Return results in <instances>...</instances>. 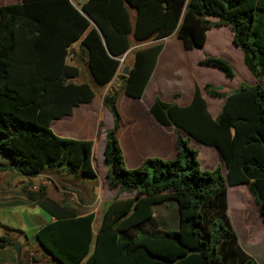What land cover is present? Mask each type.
Instances as JSON below:
<instances>
[{
	"label": "trees",
	"instance_id": "trees-1",
	"mask_svg": "<svg viewBox=\"0 0 264 264\" xmlns=\"http://www.w3.org/2000/svg\"><path fill=\"white\" fill-rule=\"evenodd\" d=\"M220 25L230 28L255 84L227 94L213 119L196 85L183 107L155 97L148 110L158 123L176 128L175 156L147 157L126 168L116 138L119 92L141 96L154 66V50L164 37L174 32L185 48L200 47L205 30ZM132 44L139 46L127 64ZM80 63L91 83L80 78ZM198 64L234 76L219 57L205 55ZM263 74L264 0L0 4V158L6 160L0 161V170L31 177L59 167L74 179L94 180L92 140L58 136L49 122L70 115L74 106L91 101L94 87L108 84L101 98L112 120L104 132V180L110 188L131 193L104 203L93 234L92 212L77 215L49 198L44 186L29 191L32 202L53 218L35 231L36 245L59 264H256L237 243L226 214V188L246 185L264 221ZM202 87L211 96H222L208 83ZM178 130L216 148L225 172L220 166L201 169L196 149ZM168 199L176 204L173 230L160 228L152 216L151 205ZM14 241L0 235V247ZM25 260L18 257L17 263L29 264Z\"/></svg>",
	"mask_w": 264,
	"mask_h": 264
},
{
	"label": "crops",
	"instance_id": "crops-1",
	"mask_svg": "<svg viewBox=\"0 0 264 264\" xmlns=\"http://www.w3.org/2000/svg\"><path fill=\"white\" fill-rule=\"evenodd\" d=\"M18 1L20 0H4L0 4L15 3ZM219 28L221 30H219ZM215 42L218 44L220 43L223 46V49L217 50L211 47L213 52H217L216 54H213L224 58L230 65L233 60H235L239 65L241 64V71L248 78L250 83L246 86L255 84L256 79L251 75L243 63L242 51L232 42V33L228 26L220 25L206 29L204 43L200 47L185 48L180 38H178L174 32L164 37V39L161 40L159 47L154 50V66L147 82L144 85L141 96L139 98L130 97L121 91L116 99V108L120 116L119 125L116 130V138L123 156V163L126 168H134L140 165L147 157L171 159L175 156L176 128L172 125H162L158 123L148 110L155 97L165 103L183 107L190 103L194 86L196 85L199 89L200 96L205 102L206 110L213 119L219 111L224 97L230 92L238 89L239 86L245 85L237 81L235 74L232 78H227L223 74L225 81H227V83L232 82L233 87H231L232 89L226 88L220 91L222 96H217L222 98L219 107L216 108L217 104L212 102L210 110L209 105L204 98V94L210 97L214 96L207 94L202 86L204 83L208 82V79L206 78H210V76L213 75L219 76L220 74L211 68H207L205 65H199L198 60L203 58V49H205L208 45H213ZM68 58H71V56L69 55ZM204 74H207V77ZM103 93L104 91L96 95V97L94 95L88 103H81L74 106L70 115H64L57 119L59 123L56 129H52V131L60 136L75 139H91L92 145L94 136L99 134L100 140L98 142V147L103 148L104 132L112 125L109 112L101 104ZM94 98L96 99V102L95 104H92ZM52 120L54 119L50 120L49 127ZM99 122L101 123V127H98ZM178 132L181 137L187 138L188 146L196 149L197 159L201 169L211 170L215 166H220L222 172H225L222 157L216 148L198 142L181 130H178ZM200 150L203 152V158L200 157ZM0 161L6 162L4 158H0ZM50 169L52 171V175H55L52 177L50 176V180L47 181L48 183H52V185H50L52 189L50 193L45 189L46 195L57 203L65 204L77 215H84L92 212L93 219L91 222V229L94 234L100 222V213L97 215L95 212V195H97L95 190L98 188V192H100L102 187H108L104 180V172L106 170L105 164L102 170V186H98L93 183L94 181L96 182V178L98 176L96 173V178L91 180V183H93L92 191L89 188L87 194L81 193L82 189L79 188L77 189V192L73 191L69 187L70 184H68V187L66 186V188H59L56 182L57 179H65L64 170L61 168L59 169V167ZM114 188L116 189V187ZM117 194L118 190L116 189L111 192V195L107 197L104 196V201L110 200L113 195L119 198L131 196V194ZM243 200L248 203L249 209L246 208ZM226 205V214L229 218L232 229L236 234L238 245L256 264H261V261L258 258L256 259V255H253V253L244 249L246 248V236H249L246 232L250 233L252 231L251 225L256 220L253 218L252 213L256 214V216L260 219L254 202L248 192L247 186L244 184L228 185L226 188ZM153 206L154 204L151 205L152 216L156 219L158 226H162L169 221H173L170 216L162 217L160 220H157L160 214H165V211L163 210L160 214L156 215L153 210ZM52 220L53 218L48 214L45 219H42L40 217V212H38L36 216H31V221H33V224L31 225L33 235L38 227ZM259 221L256 220V222ZM9 229L5 228L4 232H21L13 227ZM15 241H18L20 250L28 252L25 261L29 262V264H55L53 261L47 260V252L42 250L40 247L39 248L42 252L46 254L45 257L34 256L31 253L33 250L31 247L33 246L31 244L29 245L30 239L25 238L23 233H20L18 239H15ZM251 256H255L253 257L255 259ZM17 259L18 254L11 247V244L0 247V264H18ZM56 264L59 263L56 262Z\"/></svg>",
	"mask_w": 264,
	"mask_h": 264
},
{
	"label": "rangeland",
	"instance_id": "rangeland-1",
	"mask_svg": "<svg viewBox=\"0 0 264 264\" xmlns=\"http://www.w3.org/2000/svg\"><path fill=\"white\" fill-rule=\"evenodd\" d=\"M3 1L4 0H0V3H2ZM80 1L81 0H73V2L76 4H77V2H80ZM219 30H221V29L219 28ZM138 46L139 45H133L132 44L129 47L128 52L125 56V63L128 64L130 62L132 50ZM211 47H213L214 49H217V50L223 49V46L220 43L218 44L215 42L213 45H211V46L208 45L207 47H205V49H203V54H202L203 57L205 55H211V56H216V57H219V58L225 60L224 58H222L220 56L214 55L213 53L216 54L217 52H215V51L213 52V50H211ZM121 60H122V58H121ZM79 66L81 69V73H80L81 77L80 78L83 79L82 81H86V82L91 83V79L89 77L88 72L86 71L85 65L83 63H80ZM229 66L231 67L233 74L236 75L238 82H241L245 85L250 84L248 78L241 71V64L239 65L235 60H233V62L231 63V65L229 64ZM206 67L211 68L212 70H214L215 72H218L220 74L219 76L213 75V76H210V78H206V79H208L207 80L208 82H206V83H208L211 88L215 89L218 92H220L226 88L232 89L231 87H233V83L232 82L227 83V81H225V77L223 76V73L220 70H218L217 68L211 67V66H206ZM204 75L207 77V74H204ZM260 80H264V74L260 78ZM234 82H236V81H234ZM107 86H108V84H106L102 87H94L95 97H96V95L100 94L102 91H105ZM204 98L207 101L209 108L211 107L212 102L216 103L217 104L216 108H218L221 101H222L221 97H217V96L216 97H210L206 94H204ZM95 102H96V99L94 98V101L92 104H95ZM210 110H211V108H210ZM58 123H59V121L57 119L52 120L51 124H50V129L51 130L56 129ZM59 127H61V126H59ZM58 136H60V135H58ZM61 137H65V136H61ZM99 140H100L99 134L95 135L94 139H93L92 149H91L92 165H93L95 172L98 174V176L96 178V182L94 181L93 183L95 185L97 184L98 186H102L101 185L102 184V170L104 168V162L102 161V153H101L102 148L98 147ZM199 153H200V157L203 158L202 157L203 152L200 150ZM99 154H100V156H99ZM105 167H106V165H105ZM62 170H64L65 179H57L56 184L59 188H61V189L66 188V186L68 187V184H70L69 187L73 191H76V192H77L78 188L82 189L81 193L87 194L89 191V188L92 191V187H93L92 184L93 183H91V180L80 179V178L72 179L71 175L68 174L65 169H62ZM54 175L55 174L52 175L51 169H48V168H45L40 173H38L34 176H31V177L21 175L18 171L14 170V169L0 170V202H1V204H0V235L8 233V235H10L11 237L18 239L20 233H23L25 235V238L30 239L29 245L31 244L33 246V247H31V248H33L31 253L34 256H39V257L44 256L45 257L46 254H44L42 252V250L37 245H35L33 229L31 228V225L33 224V221H31V216L32 217L34 215L36 216L37 213L40 212V217L42 219H45V217H47V214L44 211H42L36 204H33V202L28 197V192L29 191H35L37 189V187H39V186H44L45 189L47 191H49V193H50L51 189H52V187L50 185H52V183L51 182L48 183L47 181L50 180V178H49L50 176L52 177ZM116 189L115 188L111 189L108 186L106 188L102 187L101 191L98 192V188H96L95 192L99 196L98 197L97 195H95L96 206L95 205L94 206L96 207L95 212L97 215H99V213L101 214V210L104 206V203L106 202V201H104V196L107 197V196L111 195V192L116 190ZM127 194H131V193L121 192L118 190L117 195H127ZM112 197H116V196L113 195ZM243 202H245V201L243 200ZM245 206L247 209H249L247 202H245ZM153 210L156 213V215L160 214L163 210L165 211V214L164 215L160 214L158 216L157 220H160L162 217H166V216H170L171 220H173V221L167 222L165 225H162V226L159 225V227H161L162 229H166V230H173V229L177 228V225H176L177 211H176V204L173 200L169 199L163 203L154 204ZM252 216L257 221H259V220L260 221L256 222V220H255L254 223L251 225L252 231L250 233L246 232V234H249V236L248 237L246 236V239H245L246 240V248H244V249H246L247 251H250L251 253H253V255H256V259L258 258L261 261V264H264V221H261V219H259L256 216V214H254V213H252ZM7 225H9L15 229H18L21 232H17V231L7 232V233L4 232L5 228L6 229L11 228ZM27 253L28 252H23L22 250H20V252L18 253V257H21V259L24 261L25 256H27ZM251 257L253 258L255 256H251ZM46 258H47V260H51L56 264V261L53 260L49 255H46ZM253 259H255V258H253Z\"/></svg>",
	"mask_w": 264,
	"mask_h": 264
},
{
	"label": "water",
	"instance_id": "water-1",
	"mask_svg": "<svg viewBox=\"0 0 264 264\" xmlns=\"http://www.w3.org/2000/svg\"><path fill=\"white\" fill-rule=\"evenodd\" d=\"M121 60V59H120ZM126 70H127V66H125L123 68V74H126ZM11 247L14 249V251L18 254L20 252V246H19V243L17 241H14L12 244H11ZM203 245H200L198 246L196 249H195V252H199L201 249H202Z\"/></svg>",
	"mask_w": 264,
	"mask_h": 264
},
{
	"label": "built area",
	"instance_id": "built-area-1",
	"mask_svg": "<svg viewBox=\"0 0 264 264\" xmlns=\"http://www.w3.org/2000/svg\"><path fill=\"white\" fill-rule=\"evenodd\" d=\"M164 39V38H163Z\"/></svg>",
	"mask_w": 264,
	"mask_h": 264
}]
</instances>
